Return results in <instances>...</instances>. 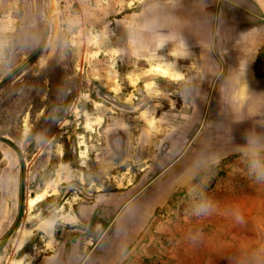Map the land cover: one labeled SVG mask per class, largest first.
I'll return each instance as SVG.
<instances>
[{"label":"rangeland","instance_id":"obj_1","mask_svg":"<svg viewBox=\"0 0 264 264\" xmlns=\"http://www.w3.org/2000/svg\"><path fill=\"white\" fill-rule=\"evenodd\" d=\"M147 2L0 0V264H39L49 255L58 259L54 264H66L69 241L87 232L92 218L107 208L113 209L107 230L112 234L94 244L85 257H91L89 264H231L229 256L264 245V189L252 183L233 154L227 129L235 120L226 105L207 112L206 122L175 158L161 123L184 119L173 83L182 82L184 74L173 80L154 71L176 58L147 69L137 64L123 69L117 61L116 19ZM94 86L144 110L120 113L93 95ZM55 102H64L66 113L58 125H48L46 109ZM23 114L25 135L39 142L25 161L21 192L17 151L7 141L20 147ZM118 119L136 129L137 137L121 159L95 160L102 139L110 151L108 132ZM256 121L264 123V111L232 126L233 145L245 143L243 135ZM140 131L153 135L148 150L136 147ZM209 160L215 173L205 189L207 212L200 214L191 179ZM147 164L151 167L141 172ZM39 196L42 201L30 208L29 201ZM48 222L52 231L43 228ZM24 232L31 234L20 246Z\"/></svg>","mask_w":264,"mask_h":264},{"label":"crops","instance_id":"obj_2","mask_svg":"<svg viewBox=\"0 0 264 264\" xmlns=\"http://www.w3.org/2000/svg\"><path fill=\"white\" fill-rule=\"evenodd\" d=\"M216 1L223 10L240 3L247 9L249 19L237 23L239 21L233 22L230 16L228 19L219 17L216 23L213 14ZM169 10L175 11L176 17L167 15L169 23L161 26H167L176 33L186 30L185 45L190 53L183 44L173 46L172 42L165 43V38L160 35L151 39L132 38V31L137 27L135 22L145 12L156 11L159 18ZM115 22L116 33H120L121 52L117 61L122 63L123 69H129L133 64L147 69L158 61L176 58L184 74L182 82H173L184 113L183 122L171 118L162 123L163 135L172 140L175 158L201 128L206 111L212 113L225 104L233 114V120H250L254 114L264 111V0H170L159 9L148 0L137 11L122 14ZM161 34L167 35V30ZM166 39L175 40L176 36L169 35ZM152 55L160 59L151 62L149 57ZM226 55L227 59L222 57ZM166 95L171 99L173 93ZM142 110L141 105L139 111ZM177 127L185 130L177 131ZM151 136L149 131H140L142 141L139 144L147 146ZM53 257H44L39 264H54L58 259Z\"/></svg>","mask_w":264,"mask_h":264},{"label":"flooded vegetation","instance_id":"obj_3","mask_svg":"<svg viewBox=\"0 0 264 264\" xmlns=\"http://www.w3.org/2000/svg\"><path fill=\"white\" fill-rule=\"evenodd\" d=\"M218 2L219 1L215 2V7L213 8V14H214V16H216V19H217L216 23H217L219 17H222V18L225 17L228 19V16H230V18H231L230 20H232L233 22L239 21L237 23H242L243 21L249 19V17H247L248 15H246L247 9L245 10L244 7L240 3H237L236 6H234V7L229 6L227 9H224L227 12L225 15L223 8H221V6L220 7L217 6ZM218 12H219V14H218ZM223 14H224V16H223ZM53 72H55L58 75L59 68L55 67L53 69ZM99 92L106 94V95H109L111 98H113L119 104V107L108 102V101H106V100H104V99H102L101 97H99L98 96ZM92 93L98 100H101L102 102L106 103L107 105L114 108L116 111H119L120 113L130 114V113L142 112V111H139L141 108L140 103L136 104V105L125 104V102L116 98L111 93L104 91L100 87L94 86ZM179 109L181 110V108H179ZM179 109H178V111H180ZM46 110L47 111H46L45 117H46L48 125H50V123H52L54 121H55L56 125H58L64 117L62 115H64L66 113L65 103L64 102H55L52 105H50L49 107H47ZM166 111H169V110H165V112ZM207 112H209V110L204 113V119L202 121V124L204 122H206V120L208 119V115H207V119L205 120ZM183 115H184V113H183ZM21 117H23L22 121H24V122L20 125V127H21V132H20L21 138H20V142H19L20 147L16 148V146L11 141H7V142H8V145L11 149H13V150L15 149L17 151V152L16 151H14V152H16V154L18 155V165H19V171H18L19 177H18V179H19V188L22 192L26 186V172H25V164L26 163H25V161H28L27 159L30 158V157H28V155H32V153H33L32 151L37 149L36 147H38L37 143L39 141L36 139V137H32V138L30 137L29 138L28 137L29 133H28V135H25L27 128H28L27 124H26V122H27L26 115L25 114L20 115V118ZM172 119H174V118H172ZM120 120H122V119L115 120L113 122V126H112L111 130L108 132V134H110V138H109V142H108L110 145V147H109L110 151H108L106 141L104 139H102V141H100V148H99L100 150L96 153V156H98V158H95V160L99 159L101 161H104L105 158L106 157L109 158L110 155L115 157L114 159H121L123 156H125V154H127L128 150L126 151V148L128 146L130 147V143H132L133 138L137 137V134L135 132L136 129H133V127H128V126L123 127L121 125ZM163 122H164V120H163ZM162 123H161V125L163 126ZM139 133H138V142H136V147L139 148V150H141V151H144L145 149L148 150V147L145 146V143L143 145L139 144V142L142 141L139 138ZM28 140H30V141H28ZM21 146L24 147L23 150L21 149L22 148ZM134 147H135L134 145L131 146V148H130L131 152H132V148H134ZM152 150L156 151L157 149L155 146H152ZM171 152H173L172 154H173V156H175L176 151L171 149L170 153H169V151L167 153L171 154ZM131 154H136V156H137L136 152H132ZM129 156H131L130 159L132 160L133 159L132 156H134V155L129 154ZM123 165H125V163ZM149 167H151V165L147 164L145 167L140 168V171L144 172ZM8 185H10V184L8 183ZM17 202H18L17 203L18 204L17 209H18V215H19L21 213V197ZM112 210L113 209H111V208H107L103 211H99L98 214L95 217H93L92 220L89 222V228H88L87 232L84 231V232H82L83 235L81 233H78L79 235L76 234L72 237V239L68 243L69 249L63 253L64 258L66 259V262H65L66 264H89L90 263L91 257L88 258L87 261H86L85 257L91 251V249H93L92 247H94V244H97V241L99 242V240H103L104 241L103 243H105V241L111 237V234H112L111 231L108 232L107 230H108L109 224L112 222V220H109V218H111V216H110L112 214L111 212H113ZM101 242L102 241H100V243H99V244H101L99 247L94 248V250H95L94 254L100 251L101 246H102ZM66 257H68L69 260Z\"/></svg>","mask_w":264,"mask_h":264},{"label":"clouds","instance_id":"obj_4","mask_svg":"<svg viewBox=\"0 0 264 264\" xmlns=\"http://www.w3.org/2000/svg\"><path fill=\"white\" fill-rule=\"evenodd\" d=\"M170 0H149L150 4H154V8H163ZM167 15L176 17L175 11L169 10L165 15L157 17L156 11L145 12L135 23L136 28L132 31V38H147L151 39L156 35H160L165 38L166 42H172L173 46L184 45L187 52L188 49L185 45V34H188L186 30L179 33L173 32L169 27L161 25H167L169 22L166 19ZM167 30V35H162V31ZM169 35L176 36L175 40H167ZM190 53V52H189ZM247 88V85L245 84ZM246 120H235L233 125L240 124ZM232 125V126H233ZM232 126L227 129L230 143L232 144L233 154H238L244 170L254 185L258 188L264 189V123L256 121L251 124L244 135L243 139L245 143L241 145H233ZM207 154H205L206 156ZM215 165L209 160L206 166L196 170L192 176L191 185L194 189L192 193L194 210L199 211L200 214H205L209 206V198L206 192V186L214 177ZM199 178L198 183H193V180ZM242 216H238L237 220H242ZM231 264H264V245L253 246L246 252L236 253L229 256Z\"/></svg>","mask_w":264,"mask_h":264},{"label":"bare ground","instance_id":"obj_5","mask_svg":"<svg viewBox=\"0 0 264 264\" xmlns=\"http://www.w3.org/2000/svg\"><path fill=\"white\" fill-rule=\"evenodd\" d=\"M102 40V39H101ZM104 43H105V46H107V45H109L110 43H109V41H108V39L107 40H104ZM177 62V61H176ZM176 62H170V63H166L164 66H158L157 68H156V70L154 71V75H156V74H160V76L162 75V76H164V77H168V78H170V79H175V80H179V79H181L182 77H183V75H182V72L179 70V68H178V66H177V63ZM165 63V62H164ZM156 67V66H155ZM152 68H154V67H152ZM151 68V69H152ZM150 69V70H151ZM153 73V72H152ZM112 74V76H118L117 75V72L116 71H114V72H112L111 73ZM141 76V75H140ZM142 76H144V75H142ZM159 76V75H158ZM159 76V77H160ZM138 80L136 79L135 80V82H137ZM115 82V81H114ZM153 84V83H152ZM150 87V86H149ZM151 88V87H150ZM155 91V90H154ZM155 94V93H154ZM153 121V120H152ZM151 121V122H152ZM42 201V197H37L36 199H31L30 201H29V207L30 208H34L33 206L37 203V202H39V201ZM43 228H45L46 229V231H52V229H53V223H51V222H48V223H46L45 224V226L43 227ZM30 232L29 233H27V232H24L23 234H22V236H20L19 237V245L20 246H22L24 243H26L27 242V240L29 239V237H30ZM13 264H20V263H16V262H13Z\"/></svg>","mask_w":264,"mask_h":264},{"label":"water","instance_id":"obj_6","mask_svg":"<svg viewBox=\"0 0 264 264\" xmlns=\"http://www.w3.org/2000/svg\"><path fill=\"white\" fill-rule=\"evenodd\" d=\"M98 96L101 97L102 99H104V100H106V101H108V102H110V103H112V104H114V105L119 107V104L113 98H111L109 95H106V94H103V93L99 92Z\"/></svg>","mask_w":264,"mask_h":264}]
</instances>
